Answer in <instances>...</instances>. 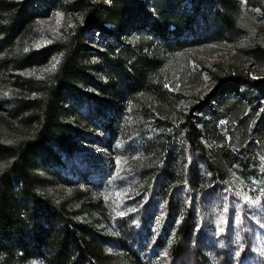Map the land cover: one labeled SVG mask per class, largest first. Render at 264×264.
Wrapping results in <instances>:
<instances>
[{"label":"rangeland","instance_id":"rangeland-1","mask_svg":"<svg viewBox=\"0 0 264 264\" xmlns=\"http://www.w3.org/2000/svg\"><path fill=\"white\" fill-rule=\"evenodd\" d=\"M70 3L66 0L37 19L16 40L15 49L22 52L50 47L48 60L0 74V115L18 129L23 124L8 113L19 91L15 76L43 78L54 72L42 69L54 57L61 59L56 47L84 26ZM237 4L238 31L217 41L172 50L146 33L131 32L116 40L114 53L160 61L151 89L124 103L110 134L100 126L83 127L90 135L74 138L77 152L59 177L43 174L41 187L56 202L79 209L101 233L122 240L149 264H264V98L214 99L193 109L213 89V74L239 68L264 78V0ZM90 35L87 45L106 48L99 32ZM184 116L201 130L205 157L186 144ZM194 161L208 186L197 196L187 173ZM205 161L222 168L224 177L212 176ZM184 210L194 219L189 249L179 259L173 249L185 247L180 232Z\"/></svg>","mask_w":264,"mask_h":264},{"label":"trees","instance_id":"trees-1","mask_svg":"<svg viewBox=\"0 0 264 264\" xmlns=\"http://www.w3.org/2000/svg\"><path fill=\"white\" fill-rule=\"evenodd\" d=\"M65 2L0 0V74L18 73L48 60L50 47L22 52L15 49L16 40L33 22ZM70 5L81 14L84 26L56 47L61 54L56 70L43 78L15 76L19 91L12 96L8 113L19 118L23 127L18 129L0 115V264L34 260L46 264H149L122 240L112 241L101 233L79 209L56 202L41 187L43 174L59 177L77 152L74 138L90 135L83 127L100 126L110 134L124 103L151 89L160 61L114 53L116 40L139 32L160 39L172 50L203 45L238 31L239 6L237 0H71ZM95 32L107 41L104 50L86 44V36L91 38ZM213 78V89L193 109L214 99L250 102L264 98V78L254 79L248 71L232 68ZM184 117L186 144L205 157L201 130L189 116ZM205 162L212 176L224 177L222 168ZM187 173L193 196L207 190L196 161ZM64 183L70 181L64 179ZM174 206L170 204V210L177 212ZM183 212L180 232H184L185 247L173 249L179 259L190 244L187 239L194 219L188 210ZM110 245L115 247L113 251L107 249Z\"/></svg>","mask_w":264,"mask_h":264},{"label":"snow or ice","instance_id":"snow-or-ice-1","mask_svg":"<svg viewBox=\"0 0 264 264\" xmlns=\"http://www.w3.org/2000/svg\"><path fill=\"white\" fill-rule=\"evenodd\" d=\"M58 17H59V14H58ZM57 22H59V19ZM37 47H39V45H37ZM25 51H28V49L26 48ZM59 63H60L59 57H54L53 62L51 63L50 67L47 69H42V71H55ZM253 78L256 79L257 77H253ZM237 255H239V253H237Z\"/></svg>","mask_w":264,"mask_h":264}]
</instances>
